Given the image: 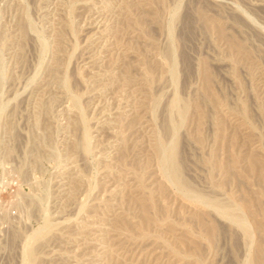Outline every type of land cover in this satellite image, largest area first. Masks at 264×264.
Segmentation results:
<instances>
[{
  "label": "rangeland",
  "instance_id": "374dc122",
  "mask_svg": "<svg viewBox=\"0 0 264 264\" xmlns=\"http://www.w3.org/2000/svg\"><path fill=\"white\" fill-rule=\"evenodd\" d=\"M0 264H264V0H0Z\"/></svg>",
  "mask_w": 264,
  "mask_h": 264
},
{
  "label": "bare ground",
  "instance_id": "6f19581e",
  "mask_svg": "<svg viewBox=\"0 0 264 264\" xmlns=\"http://www.w3.org/2000/svg\"><path fill=\"white\" fill-rule=\"evenodd\" d=\"M158 145L159 146H158L157 150H158L159 154L162 155V158L169 165L170 172H171L170 176H171L172 180H174L176 182H179V183L182 182V179H181V177L179 175L178 166H177V163H176V160H175V150H174L175 147H173L174 145L173 146L170 145L168 148L163 147L162 144H160V143Z\"/></svg>",
  "mask_w": 264,
  "mask_h": 264
}]
</instances>
